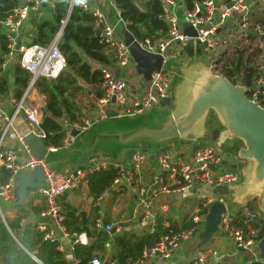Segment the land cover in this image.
Returning <instances> with one entry per match:
<instances>
[{
  "label": "built area",
  "instance_id": "2783aa9c",
  "mask_svg": "<svg viewBox=\"0 0 264 264\" xmlns=\"http://www.w3.org/2000/svg\"><path fill=\"white\" fill-rule=\"evenodd\" d=\"M56 1L62 0H18V4L0 21V33L3 35L6 47L1 68L14 62L28 74L26 84L19 96L8 100V110L0 100V166L9 172L7 181L0 184V221L4 222L3 212L15 200L18 175L40 167L43 174V186L29 191L31 194L39 195L42 200L38 212L40 220L34 222L35 228L42 233L43 240L56 242L58 250H62V246L59 244L56 230L61 231L62 237L70 239L73 236L72 243L85 244L84 233L70 234L64 229L62 225L64 211L58 203V198L64 192L77 189L87 174L107 165H112L116 169V176L104 191H117L130 185L133 176L147 167L153 171V177L151 182L140 190L139 202L142 214L139 223L140 226H147L148 232L153 231L157 222L152 206L154 197L159 194L171 195L190 191L195 187L204 186L207 189L206 195L198 202V208L189 217L188 227L161 235L153 246L144 248L139 257L128 261L127 264H150L152 258L165 262L178 251L182 244L195 238L209 203L215 200L224 201L225 195L218 193L215 188L219 185H228L238 178L236 171L222 165L223 156L210 143L201 141L187 158L179 157L171 150H165L150 159L146 152L136 149L128 164L124 163L120 157L117 162L110 164L91 154L86 164L73 168L46 167L43 159L36 160L29 153L22 142L23 135H18L16 138L19 151L4 144L13 119L20 114L26 120L28 132L41 139L44 138L40 128V105L30 96V92L35 87L37 79H54L65 68V58L58 44L62 41L64 23L74 6L92 16L93 25L100 30L99 42L109 47L113 65L99 68L100 96L96 99L95 109L64 127L59 146L46 145L47 151L68 146L74 137L73 130L78 133L86 130L93 121L104 119L108 110L114 111L115 117L133 118L151 107L164 106L160 100L169 96L168 86L171 75L168 71L153 70L148 79H143L136 73L122 74L121 70L125 71L128 67L132 69L134 62L127 45L115 35V26L108 21L100 5L101 2L110 5L117 16L116 24L125 28V23L119 17L118 8L113 0H64L65 16L60 20L51 39L43 45L31 39L24 40L22 30L29 14L37 11L42 5L52 6ZM178 3H181L183 7L180 18L175 13ZM159 17L167 24L162 36L157 39H137L133 36V39L141 49L152 54H159L163 61L175 60L181 55L187 42L195 41L209 53L208 68L218 72L219 66L233 59L235 54L242 51V55L245 56V48H254L249 55V64L241 66L233 71L229 78H226L233 81L235 77H239L242 82L244 74L247 73L250 81L246 97L264 107V0H201L193 2L189 9L185 8L182 0H163ZM186 26L193 29L194 35L183 33L182 29ZM17 42L19 44L16 49ZM243 44L245 47L242 46ZM227 49L233 55H230L228 61H222L221 56H224L223 52ZM249 68L250 71H248ZM115 69L119 71L117 76L114 75ZM210 165H213L214 169H211ZM245 215L251 220L258 221V215L255 212L246 211ZM231 220L232 213L225 212L221 215L219 221L221 232L236 248L250 251L253 247L252 233L254 231L248 229V232L244 234L239 228L231 225ZM163 224L167 226L166 222ZM260 225L263 223L260 222ZM93 226L106 232L112 230V225L104 222L101 217L93 220ZM218 258L217 248L209 245L191 253L186 264H207ZM89 263L103 264V261L92 257Z\"/></svg>",
  "mask_w": 264,
  "mask_h": 264
},
{
  "label": "trees",
  "instance_id": "16d2710c",
  "mask_svg": "<svg viewBox=\"0 0 264 264\" xmlns=\"http://www.w3.org/2000/svg\"><path fill=\"white\" fill-rule=\"evenodd\" d=\"M118 8L119 17L124 21L125 28L137 39H157L162 36L167 28L166 22L159 17L163 0H113ZM201 0H182L185 8L189 9L192 3ZM18 4V0H0V21ZM42 7V6H41ZM40 7V8H41ZM66 3L64 0L56 1L52 6L45 5L40 13L32 11L29 14L28 24L32 38L38 44H46L57 30L60 20L64 18ZM42 13H45L42 15ZM151 14L152 17H149ZM93 24L90 13L82 11L74 6L68 15L63 33L68 35V40L58 44V48L65 58V68L54 79L39 78L35 82L43 95L40 128L44 133L45 145L59 146L63 135L61 119L68 122L78 121L82 116V106L74 98L77 93L83 91L79 82L89 84L95 88V94L100 96L98 83L100 81V66H108L109 58L105 45L99 42L98 37H91L92 30L86 26ZM76 50H79L78 53ZM6 52L5 41L0 33V63ZM249 54L245 51L239 52L233 59L219 66L217 71L229 78L233 71L250 62ZM84 57V58H82ZM98 64L92 68L87 61ZM250 71V68L248 69ZM12 76V77H11ZM10 77L13 79L9 81ZM28 74L14 64L9 70L0 69V96L12 94L18 97L25 86ZM10 86L12 88L10 89ZM9 172L0 166V184L7 181ZM116 176V169L112 165L94 170L87 174L83 182L93 198L104 188H108L112 179ZM64 192L63 194H65ZM62 194V195H63ZM59 202V198H58ZM28 202L27 206L18 204L12 206L13 215L0 221V264H67L66 259L56 249V242L42 239V233L38 231L34 222L27 218L30 212L38 213L39 206ZM38 208H36V207ZM64 211L63 226L70 234L84 232L86 237L93 238L89 245L73 243L71 255L74 264H90L89 260L95 256L96 250H101L103 243L108 240V234L104 231H96L92 226L93 221L74 215L75 208L62 205ZM79 217L81 220H79ZM163 219L158 218L152 232L144 231L135 234L132 231H123L118 235L109 236L112 242L111 259L115 264H127L140 256L144 248L154 245L163 234L175 232L190 225V220L183 221L180 225L169 220L167 226ZM231 225L239 228L242 233L248 229L256 231L260 228V221L249 219L242 208H238L232 214ZM71 240L73 236L70 237ZM248 262L241 264H264V259L250 256L246 257ZM210 264H215L213 261Z\"/></svg>",
  "mask_w": 264,
  "mask_h": 264
},
{
  "label": "water",
  "instance_id": "95a60500",
  "mask_svg": "<svg viewBox=\"0 0 264 264\" xmlns=\"http://www.w3.org/2000/svg\"><path fill=\"white\" fill-rule=\"evenodd\" d=\"M148 16L152 17L151 14ZM86 27L92 30L91 37H99L100 30L93 24ZM182 31L187 35H194L193 29L188 26ZM122 36L134 62L136 74L148 79L151 71L161 69L171 75L168 86L169 96L160 100L167 108L156 110V107H151L137 117L138 121L129 125L122 123L127 122L125 118L118 122L111 121L115 113L108 110L105 113L106 117L98 124L103 131L95 133L91 138L86 132L88 140H85V144L82 141L85 139L86 130L79 134L76 130L72 131V135L78 137L77 143L84 145L70 144L63 148L67 153L59 161H48L47 155L51 151H47L43 139L27 132L23 135L22 142L29 153L36 160L43 159L46 167L49 168L59 167L67 156L75 153L77 157L74 162L76 165H81L86 162V154L94 150L98 140L110 138L115 139L117 145L123 147L122 160L128 164L137 148L149 152L153 144L174 138L180 141H193L204 135H210L214 139L218 130L207 129V125L211 122V118L216 119L219 126L231 135L228 144H223V147L230 150L226 161L233 159L239 161L241 177L228 185H219L215 188L218 193L227 196V199L223 202L212 201L207 206L202 226L194 239V244L200 246L195 247L194 250L192 248V253L210 243L214 235L221 232L220 217L231 209L232 204L241 205L255 199L257 209L264 215V107L246 97L250 81L248 74H244L242 82L239 77L230 81L221 73L211 71L208 63L189 59L186 65L181 66L167 59L163 61L159 54L141 49L126 28H123ZM62 38L68 40V35L63 33ZM18 44L19 42L16 43V49ZM188 44L198 43L189 41L184 48ZM118 74V69H115L114 75ZM9 81L11 82L12 79L10 78ZM150 157L152 158L153 154H150ZM210 168L214 169V166L210 165ZM42 186L43 174L40 167L30 173H20L17 177L15 200L11 206L24 202L29 189ZM257 236L258 242L255 246L258 249V256L264 259V227L258 230ZM66 263L72 264L73 260L68 259Z\"/></svg>",
  "mask_w": 264,
  "mask_h": 264
},
{
  "label": "crops",
  "instance_id": "0c3cea01",
  "mask_svg": "<svg viewBox=\"0 0 264 264\" xmlns=\"http://www.w3.org/2000/svg\"><path fill=\"white\" fill-rule=\"evenodd\" d=\"M100 5L108 21L115 26V35L122 39L123 27L120 24H116L118 21H117L115 10L106 3L101 2ZM44 7L45 5H43L41 8H44ZM41 8H39L36 12L40 13ZM182 8L183 7L181 3H178L175 13L179 18L181 17ZM28 18L22 30V37L24 38V40L31 39L33 41L34 39L32 38L31 31L29 30ZM105 47L108 51L106 53V55H108V58H109L108 66L110 65L112 66L113 65L112 53L109 50V47H107L106 45ZM76 51L80 53L79 50H76ZM208 54L209 53L205 51L202 45L200 44H195V45L190 44L189 45L188 44L185 48L183 47V50L181 51V55H179V57H177L175 60H171V61L181 66L186 65L189 62V59L201 61L202 63L207 64ZM84 60L87 61V63L92 68H95L98 66V64L93 61H89L86 58ZM14 64H15L14 62H11L7 64L5 68L2 69L1 63H0V69L3 71L9 70ZM101 67H107V66H100L99 68ZM133 69L134 67L132 69L131 67L130 68L128 67L125 70L126 72L124 70H121V71H122V74H126L128 73V71L131 70L132 72L131 74H135L136 72L133 71ZM79 84L82 86L83 91L80 93H77L75 98L78 97L80 99V101L78 102L82 106L81 108L82 116H80V118H82L88 113H91L93 107H95V102H96L97 97L95 94L96 89L93 88V86H90L89 84L87 85L81 81L79 82ZM11 88L12 86H10V89ZM30 96L33 97L37 101L41 109L43 105V95L42 93H40L38 88L34 87L30 92ZM10 98H13L12 94H9L8 96H0L2 105L6 107V110L9 109L8 100ZM166 108L167 106L164 105L161 107H156L155 109L163 110ZM137 117L125 118V119H127L126 121L130 122V124H133L136 121H138ZM123 118L112 117L111 121L118 122V121H122ZM100 120H103V119H100ZM100 120L93 121L89 125V127L86 129L85 134L86 132H88L90 138L95 133L103 131L102 130L103 128L99 127L98 125L100 124L99 123ZM69 124L70 122H68L66 119L60 120V125L63 128ZM28 129L29 127L26 123L24 116L21 114L16 116L13 119L12 125L8 133L6 134L4 144L6 146L12 147L16 149L17 151H19L20 148L16 141V138L18 135H24L25 133H27ZM207 129H217L218 130L214 139L211 138L210 135H204L202 138L197 139V140L195 139L193 141H180L178 138H174V139L167 140L161 143L153 144L151 147V150L146 153L148 154L149 158L152 159L154 158L155 155H157L161 151L171 150L172 152L177 154V156L182 157V158H187L191 154V151L194 149V147L204 140L205 142L210 143L214 148L219 150L220 154L223 156V159L225 160L223 161L222 165L225 168H229L231 170L236 171L238 174L237 180H239L241 177V171H240V168L238 167L239 161L235 159H233L232 161H226L229 158L230 150L227 149L226 147H223V144L227 145L228 142L230 141L231 139L230 133L227 130L221 128L219 126V123L216 121V119H212V118H211V122L209 123V125H207ZM79 133H82V132H79ZM75 137L76 135L73 137V140L70 144H76V146L77 145L80 146L86 143L85 141L86 139L88 140V137H85V139H83L82 141V143L84 144H81L79 142L77 143V139L75 140ZM54 147H57V146H54ZM70 147H72V145ZM63 148L65 147H60L54 151H51V154L54 157L50 161L62 160L66 156V153H67V150ZM122 149L123 147L117 145L116 153L114 154V156H111L104 152L93 150L92 152L86 154V162H87V158L91 154H94L99 160H102V159L106 160L110 164L113 162H117L118 161L117 159H119V157L120 159H122ZM150 154H153L152 158L150 157ZM76 157H77V154L75 153L70 154L69 156H67L65 162L61 164L59 167L73 168L76 166H80V165H76L74 162ZM86 162L82 163L81 165L86 164ZM30 172H26V173H30ZM152 177H153V171L150 168L144 167L141 169L138 175L133 176L132 183L130 185H126L125 187H122V189L117 190V191H113V190L104 191L106 189L104 188L94 198L89 193L86 182H82L81 185L77 189L68 191L62 196H60L58 203L60 204L61 207H63L62 205L64 206L69 205L71 207H74L75 216L81 213L82 215H84L85 218L89 217L90 221L91 220L93 221L96 217H101L104 222H108L112 225V230L109 232H106L102 229H96L92 223V226L95 228L96 231H104L109 236L118 235L119 233H122L123 231H128V230L134 232L135 234H138L144 231H148L147 226H144V225L140 226V223H139V219L141 218V214H142V207L140 205L139 199H140V190L151 182ZM122 182L125 183L123 180ZM16 186H17V179H16ZM30 190H33V189L28 190V194L25 199L26 201L24 200L23 204L27 206L28 202L29 203L33 202L32 204H35L36 206L38 205L39 208H41V201H42L41 197L39 195L29 193ZM206 193H207V189L206 187L203 186V187H195L194 189L190 191L175 193L171 195L170 194L157 195L156 197L152 199L153 212H154L156 221L158 218H161L163 219L162 221L164 223L165 222L168 223V221L171 220L180 225L183 221L185 222L186 220H189V217L193 215L195 210L198 208V205H199L198 202L203 196L206 195ZM226 197L225 199H227ZM10 208L12 209V206L7 207L6 212H9ZM238 208H242L244 212L252 211V212L257 213L258 221L263 223V225H260L259 229H262L264 227V215L257 209L255 199L248 200L247 202L241 205L232 204L231 209L227 210L226 212L233 214V212L236 211ZM27 219L31 222H34V221H39L40 217L38 213L30 212V215ZM79 220H81L80 217H79ZM62 225H63V222H62ZM258 230L252 233L253 247L250 251L236 248L234 244L228 238H226L222 232L214 235L213 239L210 241V245L217 248L218 253H219V258L214 260L213 262L215 264H241L242 262H246V261L248 262V260H245L246 257L249 258L250 256L252 257L256 256V258H259L258 249L255 246L256 243L258 242V236H257ZM82 233L84 232H81L80 234ZM56 235L59 238V244H61L62 250H58L57 248L56 249L62 254V256L66 259V261L68 259H72L73 260L72 264H74L75 261L71 255L72 245H73V243L71 242L72 241L71 238L69 239L67 237H62L60 230H56ZM109 236H108V240H106L103 243L101 250L95 251L94 257L99 258L103 262L105 261V263L103 264H115L114 260L111 259L113 248H112L111 238H109ZM85 238H86V243L82 245H89L93 241V238H88L86 237V235H85ZM194 239L182 244L180 248L178 249V251L174 253V255H172V257L169 260L165 262L164 261L160 262L156 258H152L150 259V264H186L189 256L192 253L191 250L193 246L192 244L194 243ZM207 264H210V263H207Z\"/></svg>",
  "mask_w": 264,
  "mask_h": 264
},
{
  "label": "rangeland",
  "instance_id": "374dc122",
  "mask_svg": "<svg viewBox=\"0 0 264 264\" xmlns=\"http://www.w3.org/2000/svg\"><path fill=\"white\" fill-rule=\"evenodd\" d=\"M45 13H42V15H44ZM246 44H247V42H245ZM243 47H245V44H243L242 45ZM246 49V52L247 53H250L254 48H252V47H250V48H245ZM224 56H221L223 59H222V61L224 60V61H228L230 58V55H233V53L231 52V51H229V49H227V50H225L224 52ZM229 58V59H228ZM221 61V62H222ZM132 72H131V70L130 71H128V73H127V75H129V74H131ZM76 101H80V99L77 97V98H74ZM94 102V101H93ZM103 108H105V107H103ZM95 109V107H93V109L92 110H94ZM95 113H96V111H95ZM122 123H124V125L126 124V125H129L130 124V122H122ZM85 137H86V134H85ZM78 137L76 136L75 137V140L77 139ZM116 148H117V142H116V140L115 139H110V138H106V139H100V140H98L97 142H96V144H95V146H94V151H99V152H104V153H106V154H109V155H111V156H114V154L116 153ZM53 155L50 153V154H48L47 155V159H48V161H50V160H52L53 159ZM26 201V200H25ZM24 203V202H23ZM7 211V209L3 212V216H4V218H6V217H10L11 215H13V209H9V212H6ZM6 212V213H5ZM5 213V214H4ZM10 215V216H9ZM193 246H192V248H193V250H194V248L195 247H199L200 245H197V244H192ZM210 245V243H207L204 247H206V246H209ZM203 248V247H202ZM193 252H195V251H193ZM103 263H105V261L103 262Z\"/></svg>",
  "mask_w": 264,
  "mask_h": 264
},
{
  "label": "bare ground",
  "instance_id": "6f19581e",
  "mask_svg": "<svg viewBox=\"0 0 264 264\" xmlns=\"http://www.w3.org/2000/svg\"><path fill=\"white\" fill-rule=\"evenodd\" d=\"M11 206V205H10Z\"/></svg>",
  "mask_w": 264,
  "mask_h": 264
}]
</instances>
